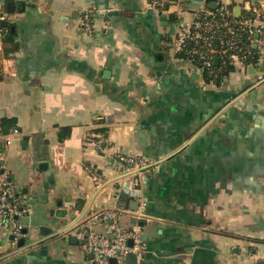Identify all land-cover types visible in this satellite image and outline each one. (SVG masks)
Segmentation results:
<instances>
[{
    "label": "crops",
    "instance_id": "obj_1",
    "mask_svg": "<svg viewBox=\"0 0 264 264\" xmlns=\"http://www.w3.org/2000/svg\"><path fill=\"white\" fill-rule=\"evenodd\" d=\"M213 1L169 0L159 13L148 0H0L13 34L0 50L14 49L1 61L0 119L18 133L2 156L29 206L24 245L44 240L17 251L0 239V264H91L72 230L100 228L93 217L107 210L140 229L137 264H264V21L253 22L262 53L219 84L160 43ZM263 1L229 5L243 19ZM116 154L148 168L124 171Z\"/></svg>",
    "mask_w": 264,
    "mask_h": 264
},
{
    "label": "built area",
    "instance_id": "obj_2",
    "mask_svg": "<svg viewBox=\"0 0 264 264\" xmlns=\"http://www.w3.org/2000/svg\"><path fill=\"white\" fill-rule=\"evenodd\" d=\"M213 5L212 8L201 6L194 10L189 22L179 23L176 32L160 42L172 57L186 65L189 72L206 74L210 82L225 78L222 75L225 65L233 67L257 59L263 47L262 28L253 26V22L264 21V1L260 7L252 3L248 16L243 19L234 18L229 0H214ZM148 6L159 13H166L170 8L169 0H148ZM94 13V8H88L80 16V25L89 34L92 32ZM3 21H6V15L0 12V38L3 35ZM12 134L18 133L13 131ZM8 136L0 135V239L12 237L17 242L25 239L22 220L30 211L16 193V187L6 170L2 152L9 142ZM100 141H92L91 144L101 150ZM115 159L124 171L140 174L148 168L146 159L137 154H116ZM87 171L98 188L101 177L92 173L91 169ZM118 215L115 210L102 211L93 217L101 223L100 228L77 226L72 230L74 237L81 242L82 251L91 256V264H109L110 259L115 260L116 264H128L126 259L129 254L135 256L137 264L146 254L140 229L136 226L122 228ZM135 217L140 220L143 215L139 212Z\"/></svg>",
    "mask_w": 264,
    "mask_h": 264
},
{
    "label": "trees",
    "instance_id": "obj_3",
    "mask_svg": "<svg viewBox=\"0 0 264 264\" xmlns=\"http://www.w3.org/2000/svg\"><path fill=\"white\" fill-rule=\"evenodd\" d=\"M209 3V2H208ZM209 8V5L207 6ZM1 27L3 28V35L2 37L0 38V41L3 43V44H12V39H13V34L10 32L9 30V27L6 25V26H2L1 24ZM14 49L10 48V49H2L0 50V79L2 77V73H1V61L5 58H7L9 56V54L12 53ZM256 60V59H255ZM255 60H251L250 62H254ZM224 72L222 73L223 77L229 72L232 70V66H229V65H225V68H224ZM225 74V75H224ZM204 79L207 81V82H210V79L207 77V75H203ZM221 80L217 79L215 81H213L215 84H219ZM17 129V126H16V122L14 119L12 118H2L0 119V135L2 136H6V135H9L10 133H12L14 130Z\"/></svg>",
    "mask_w": 264,
    "mask_h": 264
},
{
    "label": "water",
    "instance_id": "obj_4",
    "mask_svg": "<svg viewBox=\"0 0 264 264\" xmlns=\"http://www.w3.org/2000/svg\"><path fill=\"white\" fill-rule=\"evenodd\" d=\"M2 26H6L7 25V22L6 21H3L2 23ZM214 64L216 65L217 64V59H215V61H214ZM107 75H108V73H105L104 74V76L105 77H107ZM71 228V227H70ZM70 228H68V229H70ZM68 229H66V230H68ZM23 232L24 233H26V229H24L23 230ZM47 232H49V230L47 231H45V229H42L41 230V233L42 234H45V233H47ZM65 232V231H64ZM67 232V231H66ZM11 239V238H10ZM44 240H39V241H36V242H33V243H30V244H28V245H24V242H25V239H20L19 241H18V243H17V247H18V249H17V251L18 250H20V249H24V248H29V247H31V246H34V245H38V244H40V243H42ZM130 244V243H129ZM16 252V251H15ZM15 252H13V253H15ZM12 254V253H11ZM89 258H91V256L89 255ZM126 262L128 263V264H135V256L134 255H132V254H129L128 256H127V259H126ZM109 264H116L115 263V260H113V259H110L109 260Z\"/></svg>",
    "mask_w": 264,
    "mask_h": 264
},
{
    "label": "rangeland",
    "instance_id": "obj_5",
    "mask_svg": "<svg viewBox=\"0 0 264 264\" xmlns=\"http://www.w3.org/2000/svg\"><path fill=\"white\" fill-rule=\"evenodd\" d=\"M88 9V8H87ZM80 22V21H79ZM93 24V23H92ZM84 31V30H83ZM85 32V31H84ZM87 35H91V34H89V33H87V32H85ZM92 33V32H91ZM28 242V241H27Z\"/></svg>",
    "mask_w": 264,
    "mask_h": 264
}]
</instances>
